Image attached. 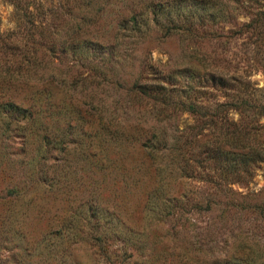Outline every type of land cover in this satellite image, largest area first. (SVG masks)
<instances>
[{
  "label": "rangeland",
  "instance_id": "374dc122",
  "mask_svg": "<svg viewBox=\"0 0 264 264\" xmlns=\"http://www.w3.org/2000/svg\"><path fill=\"white\" fill-rule=\"evenodd\" d=\"M223 1L232 9L225 18L198 0H15L20 9L0 0V54L13 59L0 98L41 106L34 121L48 138L42 188L27 204H0V264H264V160L218 174L204 159L203 119L179 104L204 112L205 102L224 98L204 87L206 70L245 69L264 85V70L248 65L254 30L241 24L264 0H215ZM188 10L201 23L185 28L175 12ZM28 31L36 63L17 70ZM165 73L175 104L158 123L150 99L126 100V86ZM163 128L166 147L147 146ZM164 196L162 209L155 203Z\"/></svg>",
  "mask_w": 264,
  "mask_h": 264
},
{
  "label": "trees",
  "instance_id": "16d2710c",
  "mask_svg": "<svg viewBox=\"0 0 264 264\" xmlns=\"http://www.w3.org/2000/svg\"><path fill=\"white\" fill-rule=\"evenodd\" d=\"M8 1L12 3L13 7L21 8V5L17 4L15 0ZM198 1L201 5L200 7H204V12H207L212 18L216 14L221 15L223 18L228 17L230 10L232 11V9H228V3L224 1L219 2V4L215 0ZM180 6L173 4L171 8H178ZM158 8L160 9L161 6ZM171 11L170 8H164L163 10L167 15L166 17H171ZM193 12V10H188L184 14L177 12L175 14L182 17L183 26L188 28L194 22L201 23V14H193ZM21 15L25 21V11ZM241 24L252 29V32L254 30V36L251 41L253 44L252 60L248 62V65H252L256 70H264V4L259 5L249 19ZM168 25L170 27L177 26L175 24H166L167 27ZM31 35L29 31L22 33L21 37L23 38L20 39L23 40L22 48L24 53L20 54V59L18 60L22 63L17 62L16 66L13 67L14 69L18 70L20 67L26 69L29 67V64L36 63L37 49L34 45H28L27 43L29 38L32 39ZM5 43L2 33H0V51L3 50V47H6ZM23 50L19 48V51ZM1 54L0 57L3 56ZM0 65L3 66V70L0 72V78H9L11 73H13L9 71L10 66L12 67L13 65L12 57L6 59L3 56L0 59ZM248 74L245 69H242L240 72L238 70L229 72L227 67L221 71H215L214 69L206 70L204 71V87L208 85L210 87L220 88L224 98L222 100L215 98L207 104L205 102L204 112H201V110L199 112L195 108L198 106V103H193L192 101L179 102L181 105H186L185 108L191 113L198 112L196 117L203 119L204 159L207 158L213 162L208 167L218 170V174L222 172L224 174H239V169L240 171L248 172L251 163L264 160V148L257 145L262 142L261 139H264V122L260 121V117L264 116V85L261 87L255 86L249 80ZM169 82V73H165L161 77V80L156 79L152 83L139 81L135 78L130 85L126 86V91L129 94V96H126V100L127 98L131 99V97L139 99L138 93L145 94L150 99L149 110L156 122L158 121L159 123L160 120H166L170 117L171 113L168 112L169 106L172 107L175 104ZM256 93L260 94L261 99L257 97ZM41 110V106L35 107L31 102L23 103L21 101H15L10 96H1L0 98L1 205L15 204L16 206L27 204L33 199L36 192L42 188V160L46 153L48 138L43 133L45 130L42 124L35 123L34 121L36 119L34 116L39 115ZM232 110L237 111L240 116L236 119L228 116V113ZM34 125L37 126L34 127ZM195 127L198 128V125L196 124L190 127L189 142L190 140L196 139L195 137L198 132H192V129ZM152 134H154L155 142L147 144V146L157 145L166 147L168 134L164 128L162 129V134L159 136L155 133ZM149 138L151 136L145 139ZM187 138L185 137L184 139ZM18 140L20 141L18 142ZM249 142H252V144H249ZM224 144L229 145V148L241 146L240 149L242 151L235 152V150L229 148L224 149L222 147ZM243 146H245V149H243ZM5 163L7 164L5 165ZM26 166L27 168H25ZM20 170L24 174V179L15 177L19 175ZM27 174H32L33 176L30 177ZM202 179L215 183L220 181H223V183H231L236 180V177L227 178V175H216L215 177L214 175L204 174ZM156 181L158 183L156 184L157 188L163 195H166L161 189L163 178H156ZM157 188L151 194L156 193ZM166 198V196L161 197L159 202L155 204L162 208V205L167 201Z\"/></svg>",
  "mask_w": 264,
  "mask_h": 264
}]
</instances>
